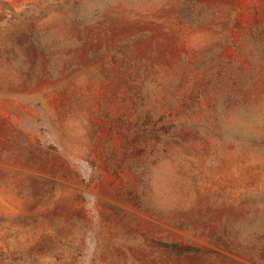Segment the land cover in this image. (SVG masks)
I'll return each mask as SVG.
<instances>
[{
    "label": "rangeland",
    "instance_id": "obj_1",
    "mask_svg": "<svg viewBox=\"0 0 264 264\" xmlns=\"http://www.w3.org/2000/svg\"><path fill=\"white\" fill-rule=\"evenodd\" d=\"M264 0H0V264H264Z\"/></svg>",
    "mask_w": 264,
    "mask_h": 264
},
{
    "label": "trees",
    "instance_id": "obj_2",
    "mask_svg": "<svg viewBox=\"0 0 264 264\" xmlns=\"http://www.w3.org/2000/svg\"><path fill=\"white\" fill-rule=\"evenodd\" d=\"M257 239L259 240V242L263 243L264 242V233L263 234H259Z\"/></svg>",
    "mask_w": 264,
    "mask_h": 264
}]
</instances>
